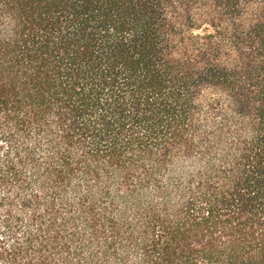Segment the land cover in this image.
I'll return each mask as SVG.
<instances>
[{"label":"trees","instance_id":"trees-1","mask_svg":"<svg viewBox=\"0 0 264 264\" xmlns=\"http://www.w3.org/2000/svg\"><path fill=\"white\" fill-rule=\"evenodd\" d=\"M0 264H264V0H0Z\"/></svg>","mask_w":264,"mask_h":264}]
</instances>
